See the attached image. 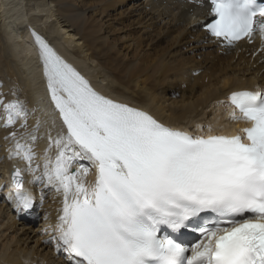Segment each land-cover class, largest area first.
<instances>
[{
	"label": "snow or ice",
	"instance_id": "snow-or-ice-1",
	"mask_svg": "<svg viewBox=\"0 0 264 264\" xmlns=\"http://www.w3.org/2000/svg\"><path fill=\"white\" fill-rule=\"evenodd\" d=\"M207 4L211 36L230 47L258 35L264 51V0ZM32 36L65 131L49 136L39 175L31 146L38 124L22 134L25 143L10 134L9 158L26 162L31 183L62 193L45 243L63 251L67 264H264V92L234 91L228 98L236 109L230 119L250 122L243 137L216 135L211 127L194 136L95 91L40 35ZM0 105L5 128L17 120L26 128L21 101L0 96ZM80 160L95 169L93 181L86 179L88 166L71 171ZM11 183L17 210L30 209L33 196L20 168ZM182 229L198 233V242L189 247L179 238Z\"/></svg>",
	"mask_w": 264,
	"mask_h": 264
},
{
	"label": "bare ground",
	"instance_id": "bare-ground-1",
	"mask_svg": "<svg viewBox=\"0 0 264 264\" xmlns=\"http://www.w3.org/2000/svg\"><path fill=\"white\" fill-rule=\"evenodd\" d=\"M206 14L196 0H0V96L21 101L28 113L26 128L19 120L5 128L0 105V264H67L55 244L45 243L50 233L45 229L60 214L62 193L37 182V194L48 196H35L30 209L18 211L15 190L8 187L9 174L18 167L9 158L15 141L7 135L15 132L25 143L22 134L39 125L33 167L42 168L49 147L41 152L49 116L40 112L38 56L29 31L43 35L102 95L194 133L208 119L211 125L230 121L228 110H213L226 92L264 85L262 52L241 44L219 52L201 32ZM217 112L224 116L218 119ZM240 123L225 134L237 133ZM55 150L53 145L51 158ZM81 164L91 168L86 179L93 181L95 170L85 160L74 167ZM22 175L24 184L33 180L32 173Z\"/></svg>",
	"mask_w": 264,
	"mask_h": 264
},
{
	"label": "rangeland",
	"instance_id": "rangeland-1",
	"mask_svg": "<svg viewBox=\"0 0 264 264\" xmlns=\"http://www.w3.org/2000/svg\"><path fill=\"white\" fill-rule=\"evenodd\" d=\"M207 112H209V109H208V111ZM215 115H216V117L218 118V119H221L224 115H223V112H221V113H215ZM219 116H221V117H219ZM6 236H7V238H9V237H11L12 236V233L10 232V233H7L6 234ZM5 236V237H6Z\"/></svg>",
	"mask_w": 264,
	"mask_h": 264
}]
</instances>
